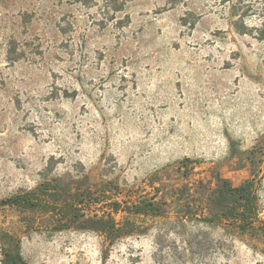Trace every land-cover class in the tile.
Instances as JSON below:
<instances>
[{"label":"rangeland","instance_id":"374dc122","mask_svg":"<svg viewBox=\"0 0 264 264\" xmlns=\"http://www.w3.org/2000/svg\"><path fill=\"white\" fill-rule=\"evenodd\" d=\"M263 23L264 0H0V200L50 181L138 225L0 205L28 264H264ZM248 179L263 226L242 230L211 196ZM152 196L163 215L112 210Z\"/></svg>","mask_w":264,"mask_h":264},{"label":"trees","instance_id":"16d2710c","mask_svg":"<svg viewBox=\"0 0 264 264\" xmlns=\"http://www.w3.org/2000/svg\"><path fill=\"white\" fill-rule=\"evenodd\" d=\"M260 34L263 37L264 31L262 30ZM255 186L254 179H248L237 186L231 185L228 180H221L219 188L211 196V201L217 209L216 216L233 220L242 230L263 226L258 222V196ZM93 199L94 193L89 190L73 191L71 188L63 187L62 184H52L49 181L42 183L37 189L18 192L1 199L0 205L41 212L51 219L57 229L72 227L91 229L104 233L111 241L126 234L127 230L130 232L138 228L137 223L130 219L119 224L111 214L106 216L87 213L86 209L94 201ZM112 202V210H124L132 216L157 217L165 213L162 202L155 196L140 197L125 205L118 199ZM184 212L187 217L190 216L188 209ZM0 240L3 264H28L22 252L20 238L8 231H1Z\"/></svg>","mask_w":264,"mask_h":264}]
</instances>
